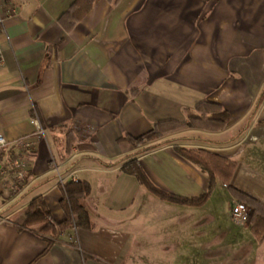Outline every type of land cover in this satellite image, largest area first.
Wrapping results in <instances>:
<instances>
[{"label":"crops","instance_id":"obj_1","mask_svg":"<svg viewBox=\"0 0 264 264\" xmlns=\"http://www.w3.org/2000/svg\"><path fill=\"white\" fill-rule=\"evenodd\" d=\"M1 1L15 13L0 33V264H161L146 255L178 250L205 264H264V240L232 213L239 201L228 185L218 179L194 207L158 199L122 169L137 159L158 186L199 196L208 173L174 147L205 149L236 162L231 185L264 204V0H95L71 30L59 17L76 0ZM205 99L230 111L226 128H188L141 147L121 139L185 121ZM68 131L77 138L69 154ZM72 180L91 185L81 203L93 226L62 231L44 253L47 240L19 218L43 196L64 220ZM147 201L158 205L149 218Z\"/></svg>","mask_w":264,"mask_h":264},{"label":"trees","instance_id":"obj_2","mask_svg":"<svg viewBox=\"0 0 264 264\" xmlns=\"http://www.w3.org/2000/svg\"><path fill=\"white\" fill-rule=\"evenodd\" d=\"M95 0H76L70 8L59 17L60 23L66 30L74 28L84 15L90 10ZM116 5L120 0H109ZM264 90L258 101L261 102ZM231 113L221 103L202 100L194 108L188 110V116L185 121L175 119H164L157 121L152 128L139 136L125 134L121 139L128 141L134 147H141L149 142L162 139L169 134L188 128H202L206 130H222L228 126L231 121ZM66 153L69 154L72 145L77 140L72 131L67 133ZM163 140L145 146L139 152H147L158 146L170 142ZM174 150L186 160L198 165L209 175L207 189L199 196L187 197L170 192L153 182L143 164L134 159L126 163L122 169L130 173L140 181L149 191L163 200L177 204L199 207L204 205L211 196L216 187L217 180L228 185L230 193L235 196L239 202L246 203L249 207L247 223L258 239L264 240V204L249 194L239 190L231 185V179L236 168V162L214 154L205 149H189L186 147L175 146ZM131 157V156H130ZM126 157V158H130ZM116 163L106 164L113 166ZM62 206L66 212V218L57 222L50 210L46 199L43 196L34 198L22 211L19 218V224L41 235L48 242L44 253L56 242L59 234L70 227L92 228L93 222L81 200L91 193V185L84 180H72L63 184Z\"/></svg>","mask_w":264,"mask_h":264},{"label":"built area","instance_id":"obj_3","mask_svg":"<svg viewBox=\"0 0 264 264\" xmlns=\"http://www.w3.org/2000/svg\"><path fill=\"white\" fill-rule=\"evenodd\" d=\"M15 13L14 9L8 8L7 5L0 0V33L4 31L5 29V20L8 16ZM4 65V53L0 46V68ZM36 125H37V131L34 134L37 138H40L44 134V129L39 121V119H34ZM18 143L21 145V147L27 149L32 146V143L28 141L27 139H22L18 141ZM7 145V140L5 136L0 132V149L5 147ZM17 166V163H15ZM9 168V165L7 163H4L3 165V171L6 172ZM17 178L23 177V173L21 170L17 169ZM249 212V207L246 203L243 202H236L234 207L232 208V213L237 217H245L247 218Z\"/></svg>","mask_w":264,"mask_h":264},{"label":"rangeland","instance_id":"obj_4","mask_svg":"<svg viewBox=\"0 0 264 264\" xmlns=\"http://www.w3.org/2000/svg\"><path fill=\"white\" fill-rule=\"evenodd\" d=\"M221 187V186H220ZM147 189V188H146ZM148 190V189H147ZM149 191V190H148ZM150 193H152L151 191H149ZM153 194V193H152ZM154 196H156L155 194H153ZM158 197V196H156ZM158 199H161L160 197H158ZM163 200V199H162ZM152 206H158L155 202H151V201H147L146 205H145V210H144V216L146 218H149L152 216L151 213V207ZM200 207V206H199ZM163 210H165L164 208H162ZM149 223V222H147ZM151 226L148 228L151 230ZM178 242H181L182 239H178ZM148 242H150L152 244L153 239H147ZM146 243V249L147 248H151L153 250L152 245H148ZM146 258L148 259V261H150V263H154L155 260L156 261H161V264H205V255L198 253V252H184V250H178L176 253L174 254H170V255H164V254H157V255H153L152 253H149L146 255Z\"/></svg>","mask_w":264,"mask_h":264}]
</instances>
